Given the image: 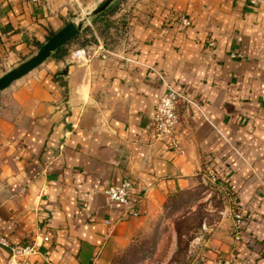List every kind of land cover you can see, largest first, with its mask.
I'll use <instances>...</instances> for the list:
<instances>
[{"label": "crops", "instance_id": "crops-1", "mask_svg": "<svg viewBox=\"0 0 264 264\" xmlns=\"http://www.w3.org/2000/svg\"><path fill=\"white\" fill-rule=\"evenodd\" d=\"M98 1L0 0V74ZM117 4L108 28L84 22L96 41L0 90V235L49 233L29 264H109L170 195L213 172L242 218L199 264H264V4ZM176 13L191 23L178 27ZM166 83L192 100L177 101L183 152L151 127ZM124 180L128 202L110 200L105 188ZM9 254L0 246V264Z\"/></svg>", "mask_w": 264, "mask_h": 264}, {"label": "rangeland", "instance_id": "rangeland-1", "mask_svg": "<svg viewBox=\"0 0 264 264\" xmlns=\"http://www.w3.org/2000/svg\"><path fill=\"white\" fill-rule=\"evenodd\" d=\"M211 173L194 187L170 195L109 264H199L207 248L233 237L235 205L224 183H217Z\"/></svg>", "mask_w": 264, "mask_h": 264}, {"label": "built area", "instance_id": "built-area-1", "mask_svg": "<svg viewBox=\"0 0 264 264\" xmlns=\"http://www.w3.org/2000/svg\"><path fill=\"white\" fill-rule=\"evenodd\" d=\"M250 6H260L264 4V0H243ZM178 27H185L191 23V19L184 13H176L173 16ZM216 42L213 38L209 37L206 40L208 49H213ZM84 47V46H79ZM182 98L192 101L185 96L183 91L173 84L166 83L165 91L160 95L155 104L154 115L151 118V127L154 130L157 138L161 139L164 143L171 146L177 152H183V147L179 138V114L177 111V101ZM213 174V172L211 173ZM215 178V175L213 174ZM131 187L129 180H124L119 184H111L105 188V193L110 200L118 201L121 203L128 202V190ZM241 211L236 209L234 211V229H238L241 223ZM49 233L41 236V240H49ZM37 237L31 242L25 244H16L11 242L7 237L0 235V246L7 247L9 254V264H29V255L36 252L40 245ZM232 256L219 260V263L230 264Z\"/></svg>", "mask_w": 264, "mask_h": 264}, {"label": "water", "instance_id": "water-1", "mask_svg": "<svg viewBox=\"0 0 264 264\" xmlns=\"http://www.w3.org/2000/svg\"><path fill=\"white\" fill-rule=\"evenodd\" d=\"M111 1L112 0H99L88 12L79 17L67 20L64 25L47 38L35 52L0 74V90L39 65L60 46L78 34L82 30L83 24L87 18L103 10Z\"/></svg>", "mask_w": 264, "mask_h": 264}, {"label": "trees", "instance_id": "trees-1", "mask_svg": "<svg viewBox=\"0 0 264 264\" xmlns=\"http://www.w3.org/2000/svg\"><path fill=\"white\" fill-rule=\"evenodd\" d=\"M117 6V0L111 1L103 10L92 15V21L100 22L104 25V28H108L110 24H114L113 20L109 18V14L113 13ZM54 32L55 31L50 30L47 34V38H49ZM94 41H96V37L93 33V29L87 24L83 26L82 30L78 34L60 46L50 56L63 57L65 54H67L69 45L72 43H75L78 46H86L88 43H92ZM40 45L41 43L37 44V47Z\"/></svg>", "mask_w": 264, "mask_h": 264}]
</instances>
